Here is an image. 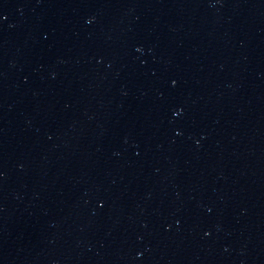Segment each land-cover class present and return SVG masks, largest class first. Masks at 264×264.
<instances>
[{"label":"water","instance_id":"obj_1","mask_svg":"<svg viewBox=\"0 0 264 264\" xmlns=\"http://www.w3.org/2000/svg\"><path fill=\"white\" fill-rule=\"evenodd\" d=\"M0 264H264V0H0Z\"/></svg>","mask_w":264,"mask_h":264}]
</instances>
